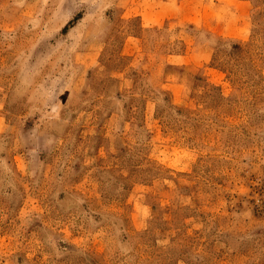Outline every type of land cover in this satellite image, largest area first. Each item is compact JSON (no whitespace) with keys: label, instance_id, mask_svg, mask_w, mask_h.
Listing matches in <instances>:
<instances>
[{"label":"rangeland","instance_id":"obj_1","mask_svg":"<svg viewBox=\"0 0 264 264\" xmlns=\"http://www.w3.org/2000/svg\"><path fill=\"white\" fill-rule=\"evenodd\" d=\"M0 264H264V0H0Z\"/></svg>","mask_w":264,"mask_h":264}]
</instances>
